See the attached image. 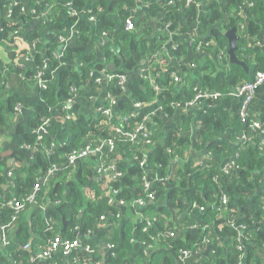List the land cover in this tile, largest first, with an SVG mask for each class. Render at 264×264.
Segmentation results:
<instances>
[{
    "label": "trees",
    "instance_id": "1",
    "mask_svg": "<svg viewBox=\"0 0 264 264\" xmlns=\"http://www.w3.org/2000/svg\"><path fill=\"white\" fill-rule=\"evenodd\" d=\"M70 1L74 11L79 15L83 14L80 19H77L79 21L76 24L78 43L96 38L102 32L116 27V20L97 8L101 6V8L106 9L105 1ZM143 1L150 3L151 14L157 11L160 6L157 0ZM239 1L241 0L202 2L205 13L201 16L199 28L201 32H207L210 29L207 39H212L217 48L227 47V39L223 31L232 27L237 29L238 21L242 18L246 22L241 30L242 35H254L258 31V23L254 21V18L260 14L263 1L253 0L247 9L244 8L245 17L242 18L238 14ZM63 2H69V0H62ZM121 3H126L128 7H131L134 6L135 1L115 0L108 5L109 7L110 5L119 6L118 32L115 33V40L124 41L129 39L130 35L135 36V31L126 32L123 30L122 23L130 14L126 11L127 9L123 8V5L120 6ZM191 5H195V2H192ZM18 6L13 7L12 15L3 17L1 37H6L18 29L19 24L17 21L19 19L15 18L19 11ZM86 6H89V8H86ZM82 11L84 13H80ZM92 14L95 15L94 22L88 21V17ZM224 14L227 15L226 19L222 21L221 28L214 26L224 18ZM54 26L57 32L60 33V24L55 23ZM135 26L137 25L134 23V28ZM240 40L241 37L236 42L238 48L235 54L244 59L249 67L248 73H245L235 64L230 65L225 74L222 72H216L214 75L203 73L195 83L197 85L196 90L193 91V85H191L187 87L188 89L184 93L175 91L171 86L170 71L157 74V76L154 75L158 88L148 83L147 79L139 80L138 77L133 76L126 83L129 100L122 97L118 100L115 109L117 115L114 114L113 106H111L110 115L107 116L99 112L87 121L64 118L65 109L62 106L56 108L55 114L52 116L53 119L59 117L61 120L62 118V123L59 126L61 130L59 138H54L55 143L51 148L49 142L48 144L45 143L42 149L36 151L32 157V162L27 165L26 171H22L20 167L16 169L14 181L6 196L4 191L0 189V200L5 204L0 209V264H32L33 255L37 252V245L43 246L41 253L46 248L48 240L57 235L62 239L81 240L82 245H90V252H86L82 248L73 249L70 252V263L75 262L73 260L77 259L79 262H88V257H86V254H88L92 264H96L97 261L102 262L101 264H129L128 259H126L130 248L132 249L129 241L131 238L129 234L131 225L129 222L125 220L124 225L121 228L119 227V231L112 226L110 228L111 234H109V228H97L103 226L106 219H109L111 224L122 217V212L129 214L132 210H136L140 206L137 202L141 200L145 203L142 207L147 205L149 201L153 202L144 207L146 211L153 209L155 203H163L164 207L159 209V214L168 217L170 216L169 209H175L179 214L188 210L189 205L192 204L204 209L200 223L202 226L200 234L190 233L186 242H173L172 250L155 253L149 264H174V259L181 255V252L191 253L199 250L202 243H204L202 241L204 238L209 240L218 235L224 238L222 241L224 245L213 248L215 250L213 255L210 254L212 253L210 249L206 256H201V262L198 264H239L242 249L243 255L245 252L247 257L253 256L256 252L260 253L259 256L254 255L253 258H255L257 264H264V130L261 127L256 129L250 126L252 122L250 109L246 117H241L237 113L234 117L226 116L219 120H213L208 115L202 114L198 120L199 123H197L193 143L182 138L174 142L171 133H168L164 142L152 146L151 144L156 139L152 137L149 131L148 139L150 142L148 144H145L140 135H137L135 139H130L114 131L118 127L123 132L134 133L138 125L144 122L143 117L150 111L158 108V106L163 108L162 105L170 103L171 105L172 103L183 105L193 99L200 88H209V91L226 94L238 83L252 80L256 71L264 70V55L258 50L240 51L239 46L242 43V40ZM79 51L76 46L68 47L65 50V57L72 58ZM248 51L254 56L250 55ZM107 53L109 54L108 51H104L106 57ZM9 55L11 59L22 56V54H15V52L13 54L9 53ZM31 56L32 63L29 65L27 63L18 65L11 61L7 65L6 72L1 73L0 71V86L6 89L10 95L6 105L0 104V125L8 122L13 107L20 103L22 98L34 94L38 79L33 75L35 73L33 68L41 66L44 57L48 58V68L44 73L41 69L40 79L45 81L46 85L38 90V96L42 102L51 108L58 101L70 98L68 82L86 83L92 78L93 72L90 73V70L93 67L99 69L100 65L106 66L105 63L94 66L86 65L88 59L82 57L83 64L78 69L72 71L70 68H61L59 70V81L56 80L55 83H51L48 82L51 76L48 71H52L58 66V62L52 57L51 52L48 50L45 55L41 52H34ZM121 61L120 67L124 70H130L136 66V62L130 57L126 60L121 59ZM118 62L119 59L116 58V63ZM148 66L153 67L152 64ZM201 66L200 70L204 68ZM205 67L207 72L214 69V66L209 65V63ZM114 72L120 75L116 73V70ZM145 73L144 70L142 76H146L147 73ZM107 82H109L107 88L109 97L118 98L124 90L118 84V78L114 77ZM229 99L230 96L227 95L222 97L225 106L230 105ZM128 101L132 104L147 105L140 106L136 110L139 113L134 116L132 113H127ZM34 109L36 115L31 120V127L36 130L52 117L48 109L42 106L41 103L34 105ZM165 109L170 115V108L166 107ZM103 120L107 123H103ZM154 120H157V118H154ZM178 123L180 129H186L190 124V116L181 115ZM55 125L56 123H52L49 127L50 133H53ZM87 134L91 137L88 143L92 145H100L106 139H114L115 141L114 147L112 149L106 147L102 154L106 163H110L112 159H115L112 173L108 174L107 177L104 176V178H107L105 190L110 192V196L101 195L102 191L98 181L88 180L91 172L87 164L89 158L80 162L77 168L73 167L72 164L64 163L65 155L67 156L72 150H78L77 148L81 146L82 137ZM24 139L27 143L33 144L36 139L35 133L26 134ZM190 147L195 152L204 150L206 160L202 162V165H196L194 169H189V175L184 178L185 173L182 176V173H179L181 172L180 166L178 164L172 165V160L176 154L183 158L181 155L184 154L185 149ZM150 148L149 152L148 149ZM46 150L50 151L48 155H45ZM196 158V156L190 157L186 162L190 166ZM143 160L145 164L140 166L139 162ZM54 164L58 166L55 165L57 169L52 172L51 169ZM170 171L173 172V176L170 174V178H172L171 181L174 185L168 187L164 185L166 180H162L164 177L166 178L167 173ZM47 175L48 182L41 184L35 194V202L46 207L44 216L47 224H42L41 220L44 216L38 209L26 222L23 220L22 214L31 207L32 202L29 201L28 196L35 185L40 184L42 178ZM188 180L190 185H186ZM145 181L149 182L148 188L144 186ZM184 189L185 192H182ZM183 194L188 199L187 203L181 200ZM149 195H152L153 198ZM223 196L227 198L225 203L222 202ZM10 199L20 202L23 205L22 209L16 211L14 208L7 206L6 202ZM119 201H123L124 204H120ZM248 209L253 212L252 215H250ZM13 217H15L14 220H12ZM62 217L68 221L64 229H62L64 225ZM144 218H147V216ZM157 218L156 224L153 222L147 224V219L140 222L136 237L142 245L137 243L135 246L134 261H137V258H145L144 250L147 248L146 246L152 243V245H156L154 239L157 238L155 237L159 230L165 228L161 218ZM255 219L262 222V224L258 227L254 226ZM167 220L165 219V223ZM183 220L190 222L188 218H182ZM8 222H11L8 230L13 232V236L8 239L7 243H3L4 230L2 225ZM173 224V222L167 223L166 228H171ZM218 226H220V229H214ZM75 231H77V235H74ZM90 232L94 233V238L97 241L93 240L92 237L83 238ZM100 241H103L109 247L102 256H98L96 253L98 250L97 243ZM25 245H28L30 249H26ZM237 245H240L242 249H238ZM54 253L59 254L47 260L48 264L52 263L53 260L62 258V256H59L62 253ZM50 256L51 254L46 258Z\"/></svg>",
    "mask_w": 264,
    "mask_h": 264
},
{
    "label": "crops",
    "instance_id": "2",
    "mask_svg": "<svg viewBox=\"0 0 264 264\" xmlns=\"http://www.w3.org/2000/svg\"><path fill=\"white\" fill-rule=\"evenodd\" d=\"M8 1H15L17 5H19L17 7L19 8V11L15 15V18L19 19V21H17L19 26L12 34H8L6 37L0 36L1 73L7 71V65L11 61L15 64L23 65V56L25 54L28 55L27 53L32 54L34 52H41L45 55L48 50L51 52L52 57L58 62V66L56 68L52 71H48L51 74L48 82L50 81L51 83H55L56 80L59 81V70L61 68H70L72 71L78 69V67L83 64L81 60L82 57L88 59L86 65L94 66L99 63H105L106 66L103 67L100 65L99 69H94L96 67H93L90 70V73H96L99 77H92L86 83L75 84L73 82H68V94H70V99L68 98L67 100L58 101L53 108L49 107L46 103L40 100L38 96V86H40V88L44 86L38 82L36 84L34 94L31 96H25L22 98L20 103L13 107V112L11 113L8 122L4 125H0V189L4 191L5 196L14 181L16 169L20 167L22 171H26L27 165L32 162V157L35 152L42 149L45 143L48 144L50 142L49 146L52 147L55 143L54 138H59V135H61L59 126L60 123H62V118L60 120L59 117H57V119H53L52 117L55 114L56 108L62 106L65 109L64 116H69V118H73L75 120L87 121L88 119L94 117L93 115L98 114L101 109L109 105V93L107 89L109 82H107L108 79L105 78L103 74H115L114 71L116 70V73L123 75L126 79V82L122 85L124 89L123 93L116 98V103L113 105L114 114L117 115V111L115 110L117 102L121 99V97L128 99V87L126 86V83L133 78V76L136 78L138 77L139 80L147 79V81H149V78L151 77L155 79L154 75L157 76V74L170 71L171 86L175 89V91L184 93V91L188 89L187 87L191 85H193V91L196 90L197 85L195 83L200 79L203 73H212L214 75L216 72H222L225 74L228 71L229 66L232 64L239 66L245 73L249 72V67L244 59L239 58L238 55L235 54L237 59L245 62L247 70H245L241 65L230 63L229 56L227 54V47L222 49L218 47V49L216 43L212 39H207L210 29H208L207 32L200 31L199 21L201 20L203 13H205L202 2H211L213 0H191L190 2L187 0H168L167 2L166 0H157V2L160 3V6L158 7V10L152 14L151 9L149 8L150 3L143 0H134L135 4L131 7H128L126 3H121L120 6L123 5V8L127 9L126 11L130 14L128 18H132V22L137 25L133 28V30H126L124 28V22L122 23L124 31H135V36L130 35L129 39L124 41L115 40V33L118 32L119 6L110 5L109 7L108 5L110 3L112 4L115 0H103L106 3H104L106 9L101 8V6L97 8L99 11L102 10V13L105 12L111 18L116 20V27L112 30L102 32V34L97 35L96 38H91L88 41L81 43H78L77 32V35H75V37L67 44L58 39V36H66L71 29H77L76 24L79 21L77 19H80L83 16V14L79 15V13H73L75 11L70 0L69 2L63 3L62 0H0V32L2 31V19L3 17H6L4 16V9ZM169 1L173 2L169 3ZM262 1V10L260 14L254 18V21L258 23V31L254 35H242L241 33V30L246 25L245 19L242 18L245 17L244 8L247 9L252 4L253 0L239 1L240 9L238 14L242 20L240 19L238 21V30L236 29V33L238 38L241 37L242 40V43H240L241 46H239V49L242 52L251 49L254 51L258 50L264 55V0ZM192 2H195V5H191ZM86 8H89V6H86ZM43 13L45 16H42ZM80 13H84V11ZM224 15V18H222V20L214 26L221 28L222 21L226 19L227 14ZM88 21L94 22L95 18L93 20H89L88 18ZM55 23L60 24V33L57 32V29L54 26ZM225 31L226 30H224L223 33ZM72 46L78 47L80 50L79 53L73 55L72 58L65 57L66 48ZM223 50L224 52H222ZM104 51L109 52V54L107 53V57L106 54L104 55ZM14 52L15 54H22V56L17 59H14V57L11 59L9 53L13 54ZM248 52L250 55L254 56V54H251L250 51ZM129 57L136 62V66L130 70H124L120 67L122 62L121 59L126 60ZM116 58L119 59L118 63H116ZM43 60V64L38 66V68L43 69L44 73L48 68V58L44 57ZM208 63L209 65H213L214 69L208 70L207 72L205 66ZM109 64H113L114 67L112 70L107 71L106 67ZM149 64H152L153 67L150 68V66H148ZM200 66L204 68L200 70ZM197 67L198 69H196ZM144 70L147 73L146 76H142ZM96 77L99 78V82ZM148 83H150V81ZM140 84L143 87L141 82ZM57 85L59 86L58 83ZM153 86L155 87V85ZM205 90L209 91L210 89L200 88L198 91L203 92ZM9 96L8 91L0 86V104L6 105ZM229 100L231 101V103L229 101V106L224 105V100H222V98L199 99L193 105L187 106H172L171 103L164 106L162 105L163 108L160 109V106H158V108H155L147 114L146 120L143 119L145 129L149 131L153 138L156 139L151 145H158L164 142L168 133H171L174 142L182 138L189 140L190 143H193L195 130L198 125L197 123H199L198 120L202 114L208 115L213 120H219L226 116L230 118L234 117V115L238 113V107L240 105L238 99L230 97ZM128 102L127 113H132L133 115L140 106H135V104H132L130 101ZM39 103L48 109L52 118L50 117L51 119L49 122L46 124L43 123L39 128L33 130L31 127V120L36 115L34 105ZM145 105L147 104H142L141 106ZM166 107L170 108V115L165 109ZM181 115L190 116V124L184 130L180 129L178 126V119ZM154 118H157L158 121L154 120ZM250 118L252 122L255 121L259 123L261 129L264 130V82L254 91L250 105ZM52 123H56V125L53 133H50L49 127ZM33 132L36 137L34 143H27L24 139L25 135ZM90 140L91 137L88 134L82 137L81 146L77 149L84 147L88 142H90ZM105 148V146L102 147L100 152L91 151L85 157L77 159L73 163L68 162L66 155L64 157L65 164H72V166L76 168L80 162L89 158L87 164L91 172L89 173L88 180L92 179L98 181L99 187L102 191V196H106L105 193L107 190H105V187L107 186V178H104V176L107 177L108 174L105 175L99 172V165L103 164L105 166H109L115 162V159H112L110 163H106L102 157L103 150ZM150 150L151 148L148 149L149 152ZM45 155L48 154L45 153ZM205 155L206 152H204V150L195 152V150H192L190 147L189 149H185L184 154L181 155L183 158L176 154L172 160V165L178 164L181 168V172L179 173H182V176L185 173L183 176L185 178L189 175V169H194L196 165H202V162L206 160ZM194 156L197 158L194 159L193 164H190L189 166V163L186 161L190 157ZM55 165L56 164L53 166L55 167ZM167 174L166 178L164 177L162 181L166 180L164 185L169 187V185H174L171 181L172 178H170V174L173 176V172L170 171ZM186 185H190L189 180ZM182 192H185V189L182 190ZM181 200L186 203L188 202L185 194L182 195ZM152 203V201H149L147 205ZM144 207L139 206L136 210H132L129 214L122 212V217H119L111 224L109 219H106L103 222L104 225L97 228H109V234H111L112 231L110 228L112 226L119 231V227L121 228L124 225L125 220L129 222L131 225L129 228V234L131 235L129 241L132 246V249L130 248V251L126 256L129 264H149L155 253L163 250H172L173 242H186L190 233L200 234L202 230L200 223L204 209H201V207L196 205H189V209L181 214H179V212L175 209H169V217L159 214V209L164 207L163 203H155L153 209H149L147 211ZM36 209H38L44 216L46 207L40 206L37 202H35L31 204L29 209L23 212V220L27 222ZM137 210H139L138 213ZM248 211L250 212V215L253 214L250 209H248ZM146 216L147 218H144ZM157 217L161 218V221L165 224V228L159 230L157 236L155 237L157 238L154 239V243H156V245H152V243L146 246L147 248L144 250V254L146 255L145 258H137V261H134L135 246L137 243L142 245L136 237L140 222L143 221V219H147L146 221L149 220L156 224V220H158ZM182 218H188L190 222H188V220L182 221ZM165 219H168L166 223ZM41 221L42 224H47L45 216ZM169 222H173L174 224L171 228H166V225ZM260 224H262V222H259L257 219L254 220V226L258 227ZM216 228L220 229V226L214 227V229ZM60 232L62 231L60 230ZM6 235L9 239L13 236V232L7 230ZM85 237H92L93 240L97 241V239L94 238L93 232H90L83 238ZM223 239L224 238L220 235L209 239L208 243H202V248L200 247L199 250L191 252L184 257L183 255H178L174 259V264H198L201 262V256H206L210 249L212 253H209L211 255L215 254V250L213 248L222 247V245H224L222 243ZM97 245L98 250L96 253L98 256H102L109 249L107 244L103 241H100ZM42 248L43 246L37 245V252L33 255L34 258L32 264H48L47 260L52 259L54 255L59 254L53 252L49 258H41L38 254ZM237 248L242 249L240 245H237ZM26 249H30V247L28 246ZM254 255L259 256L260 253L256 252L253 256L251 255L250 257H247L245 252L243 255L242 249L239 264H257V261L253 258ZM59 256H62L60 260H53L50 264H92L88 254H86V257H88L89 260L88 262H79L77 259L73 260L75 262L70 263L71 254H62ZM72 258H74V256H72ZM61 260L62 262H60Z\"/></svg>",
    "mask_w": 264,
    "mask_h": 264
},
{
    "label": "built area",
    "instance_id": "3",
    "mask_svg": "<svg viewBox=\"0 0 264 264\" xmlns=\"http://www.w3.org/2000/svg\"><path fill=\"white\" fill-rule=\"evenodd\" d=\"M188 2H190L191 0H187ZM173 1H169V3H171ZM17 6V3L15 1H8L5 7V11H4V16L9 17L10 15H12L13 12V7ZM74 14H77L76 12H73ZM42 16H45V14L43 13ZM89 20H93L95 18L94 14L90 15ZM124 28L126 30H133L134 28V24L132 22V18H127L124 22ZM77 29H71L69 31V33L66 36L63 35H59L58 39H60L61 41H63L64 43H69L74 37L75 35H77ZM222 53V52H221ZM28 55H24V60H23V64H31L32 63V56L31 54L27 53ZM33 71L35 72L33 75L35 78L38 79V83L42 84V86L46 85V82L43 81L42 79H40L42 70L40 68H38L37 66L34 67ZM98 77V76H97ZM96 77V78H97ZM114 77L118 78V84H120L121 86L126 82V79L123 75H117V74H107L105 75V78L109 80L113 79ZM99 78H97V81L99 82L100 80H98ZM175 79V78H174ZM149 81L152 85H155V87H157V85L155 84V79L153 77L149 78ZM264 82V70H258L254 73L253 79L250 81H243L240 82L239 84H237L233 89H231L229 92H227L226 94H222L220 92H214V91H198V93L195 95V97L187 102H185L182 106H187V105H193L196 101H198L199 99H204V98H222L224 95L230 96V97H234L237 98L239 101V108H238V114L241 117H246L248 114V111L250 109V105H251V101L254 95V91L256 90V88L262 84ZM39 85V84H38ZM40 87V86H39ZM70 99V98H69ZM109 105L107 107H104L103 109L100 110V112L104 113L105 115H110V109L111 106L115 105L116 103V99L114 97H109ZM172 105H176V106H180V104L178 103H172ZM135 106H141L140 103L135 104ZM161 107H159L160 109ZM139 112H135V114H133L134 116L137 115ZM146 116L143 117L144 120H146ZM64 118H69V116H64ZM143 120V121H144ZM49 122V121H48ZM45 124L47 123L44 122ZM103 123H107L105 120H103ZM252 128H259L260 129V125L259 123L253 121L251 122L250 125ZM114 131L120 135H124L130 139H135L137 137V135H140L144 141L145 144H148L150 142V140L148 139V131L145 129L144 126V122L140 123L138 125V127L136 128L134 133H127V132H123L120 128L116 127L114 129ZM115 145V141L114 139H106L104 140V142L100 145L97 146H92L91 143H87L84 147H82L81 149L78 150H72L68 153L67 155V160L69 163H73L75 162L77 159L83 158L85 157L88 153H90L91 151L94 152H100L102 147H109L110 149H112ZM51 148V147H50ZM50 151L46 150V154H49ZM145 162L140 161L139 165L140 166H144ZM114 164H111L109 166H105L103 164H100L98 171L101 172L102 174H110L112 173V169ZM227 168V167H226ZM57 167L53 166L51 171L53 172V170H56ZM48 182V175L45 176L44 178H42L41 183L38 185H35L34 189L32 190V192L30 193V195L28 196V199L30 202L35 203V194L37 193L38 189L40 188L41 184H46ZM144 186L146 188L149 187V182L145 181ZM115 192V191H114ZM105 195H109L110 196V192L106 191ZM149 197L153 198L152 195H149ZM111 200V199H109ZM222 202L225 203L227 202V198L225 196L222 197ZM120 204H124L123 201H119ZM7 206L14 208L16 211H19L22 209V204L20 202H18L15 199H10L6 202ZM138 205L142 206L144 203V201H138L137 202ZM3 205H5L1 200H0V209L3 207ZM201 209H203V207H201ZM104 218V217H101ZM15 217L12 218V220H14ZM147 224H150L151 221H146ZM11 222H8L4 225H2V229L4 230V235L2 237V242L3 243H7L8 242V237L6 235V232L9 228ZM172 234V233H171ZM204 243H208V239L204 238L202 240ZM28 245H25V248H27ZM111 247V246H110ZM76 248H82L84 251H88L90 252L91 248L89 244L86 245H82L81 240H67V239H62L59 235L54 236L53 238L48 240V243L46 245V248L44 250H42V252L39 254V257L41 258H45L47 256H49L51 254V252H60L64 255H68L70 254V252L73 249ZM187 254H189L188 252L183 251L181 253V255L186 256ZM96 264H101L100 261H97Z\"/></svg>",
    "mask_w": 264,
    "mask_h": 264
},
{
    "label": "water",
    "instance_id": "4",
    "mask_svg": "<svg viewBox=\"0 0 264 264\" xmlns=\"http://www.w3.org/2000/svg\"><path fill=\"white\" fill-rule=\"evenodd\" d=\"M224 35L226 36V38L228 40L227 54L229 56L230 63H236L238 65H241L245 70H247V66H246L245 62L242 61V60L237 59L236 56H235V50L238 48L237 44H236V42L238 40V35L236 33V28L232 27L231 29L226 30L224 32ZM113 67H114L113 64H109L106 67V69H107V71H109V70H112ZM95 76H97L96 73L92 74V77H95ZM103 76L105 77L104 74H103ZM39 89H40V87L38 86V90ZM62 220H63V224H64V227H65V225L67 224V221L65 220L64 217H62ZM74 235H77V231L74 232Z\"/></svg>",
    "mask_w": 264,
    "mask_h": 264
}]
</instances>
